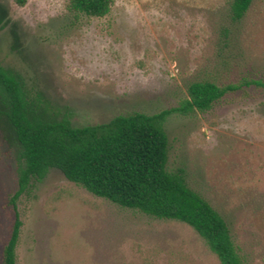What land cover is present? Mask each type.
<instances>
[{
  "label": "rangeland",
  "instance_id": "rangeland-1",
  "mask_svg": "<svg viewBox=\"0 0 264 264\" xmlns=\"http://www.w3.org/2000/svg\"><path fill=\"white\" fill-rule=\"evenodd\" d=\"M232 0H115L105 17L68 0H0V65L45 118L75 126L180 106L200 78H264V0L232 51L219 53ZM228 56V59H227ZM168 167L227 220L247 264H264V92L247 87L213 109L173 114ZM21 145L0 101V264L16 222ZM19 264H220L189 224L98 197L57 168L16 199Z\"/></svg>",
  "mask_w": 264,
  "mask_h": 264
},
{
  "label": "trees",
  "instance_id": "trees-1",
  "mask_svg": "<svg viewBox=\"0 0 264 264\" xmlns=\"http://www.w3.org/2000/svg\"><path fill=\"white\" fill-rule=\"evenodd\" d=\"M254 1H231L219 38L222 57L234 49L237 30ZM114 2L68 0L67 9L105 17ZM253 86L264 92V78L243 76L226 83L217 78H200L190 83V97L180 106L155 114L137 111L104 123L75 126L69 118L43 117L29 100L21 78L0 65V101L21 145L23 159L19 189L12 199L17 218L3 264H19L17 249L23 222L16 199L27 191L32 179H44L52 168L122 207L189 224L206 240L220 264H247L224 216L189 185L184 169H169L166 123L173 114L210 111L227 94Z\"/></svg>",
  "mask_w": 264,
  "mask_h": 264
},
{
  "label": "flooded vegetation",
  "instance_id": "flooded-vegetation-1",
  "mask_svg": "<svg viewBox=\"0 0 264 264\" xmlns=\"http://www.w3.org/2000/svg\"><path fill=\"white\" fill-rule=\"evenodd\" d=\"M4 17H5V11H4V10H0V20H1L2 18H4ZM0 25H3V23L0 22Z\"/></svg>",
  "mask_w": 264,
  "mask_h": 264
}]
</instances>
